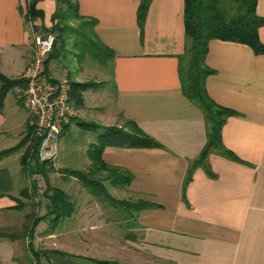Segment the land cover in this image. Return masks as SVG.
<instances>
[{"label":"crops","instance_id":"crops-1","mask_svg":"<svg viewBox=\"0 0 264 264\" xmlns=\"http://www.w3.org/2000/svg\"><path fill=\"white\" fill-rule=\"evenodd\" d=\"M139 1L78 0V5L81 15L96 19L98 39L113 51L111 104L107 113L103 111L107 115L103 125L130 119L163 146H108L102 153L107 165L131 175L128 186H117L118 190L129 200H144L150 206L133 213L122 236L115 223L121 225L105 210L76 208V249H82L85 238L80 234L86 231L101 235L97 241L92 236L93 250L113 248L123 259H137L136 264H264V54L239 42L209 41L205 61L213 73L206 78L207 92L217 104L235 111L221 128L222 143L231 155L210 153V171L196 167L184 187L188 166L206 142L203 114L183 95L178 73V56L185 47L184 0H151L141 35ZM37 6L43 19L28 22L26 0H0V72L7 77H22L32 58L34 37L42 25L51 24L55 0H41ZM255 11L264 18V0H256ZM258 36L264 43V24ZM89 91L83 93L84 105L77 111L88 108ZM19 96L20 88L10 90L0 111V151L23 136L28 113L14 115ZM72 123L59 139L58 151ZM87 150L85 146V154ZM20 156L18 151L0 160V228L23 222L26 211L20 215L21 210L14 208L17 200L24 199L19 194L21 182L35 187L38 194L45 189L40 174L19 180ZM10 157L17 160L13 171L7 166ZM41 204L50 206L43 197L39 215ZM46 226V221L36 225L34 245ZM26 242L0 238V264H33Z\"/></svg>","mask_w":264,"mask_h":264},{"label":"trees","instance_id":"trees-1","mask_svg":"<svg viewBox=\"0 0 264 264\" xmlns=\"http://www.w3.org/2000/svg\"><path fill=\"white\" fill-rule=\"evenodd\" d=\"M39 1L41 0H26L24 12L26 21L43 19V11L37 6ZM150 2L151 0L139 1L137 25L140 35ZM255 7L256 0H184L185 47L183 53L178 56L179 79L183 95L201 110L206 129V142L199 155L188 166L184 187L190 181L196 167L201 166L210 171L208 166L210 153L231 155L222 143L221 128L227 117L234 115L235 111L217 104L209 96L206 78L213 73V69L207 66L205 58L211 39L243 43L255 54H264V43L258 36V28L264 24V18L256 14ZM50 22L49 27L44 25L40 27L43 33L51 32L55 36L53 51L46 62L47 69L48 63L52 59H57L59 54L62 53L65 57L67 46L74 50L72 54L79 62L85 57H90L101 65L112 67L113 51L98 39L95 32L96 19L80 14L78 0H55V10ZM102 84L103 82L93 80L76 81L69 77V95L73 106L82 107L83 93L97 89ZM25 85L23 77L10 78L0 72V111L7 93L13 88L21 89ZM17 104L23 106L21 96L17 98ZM29 122L30 117L25 122L23 137L19 142L0 151V160L20 151V171L27 176L40 174L43 177L45 189L42 196L49 200L50 210L44 215L32 210L27 212L19 226L0 228V238L26 240L29 259L33 264H119L116 260L86 257L56 248L35 247L33 240L36 225L44 220L47 222L44 234L55 230L62 221L71 216L74 204L65 192L50 182L49 174L54 172V167L51 162L38 160L39 139L34 136L33 125ZM72 122L81 130L95 132L97 139L87 150L90 159L87 171L74 169L67 171L79 180L89 194L107 201L112 207L128 210L129 218L133 220L134 212L150 204L144 200H119L110 195L104 181L113 186H128L131 175L128 171L107 165L102 159L103 150L108 146L162 148V144L143 132L130 119H125L121 125H103L74 116ZM19 194L28 202L18 200L14 208L22 209L25 206L35 208L40 205L35 187L21 189Z\"/></svg>","mask_w":264,"mask_h":264},{"label":"rangeland","instance_id":"rangeland-1","mask_svg":"<svg viewBox=\"0 0 264 264\" xmlns=\"http://www.w3.org/2000/svg\"><path fill=\"white\" fill-rule=\"evenodd\" d=\"M41 34H43V32H41ZM73 51L74 50H72L70 46H67L65 57L61 53L57 59H52L48 63V71L51 75H57L62 71H66L68 76L74 80H93L96 82H103L102 86L88 92L86 96L88 108L81 112L77 111V108H75V116L77 118L103 124L102 120L107 116H103V111L107 113V111L110 110L111 104L109 101L112 96L110 92L112 86L111 69L109 65H101L98 62L92 60L90 57H85L81 62H79L77 57L72 54ZM12 106L14 105L12 104ZM93 106L101 107L102 109H95ZM23 107L24 109L19 106L18 112L14 115H26V113H28V117H30L29 112L27 111L24 104ZM71 127L72 128L68 137L64 138V140H62V142L59 144L57 157L51 162V164L54 167V178L52 184L67 194L70 201L74 204V211L71 216L62 221L60 226L55 228V230L50 231L47 234H44L43 232L38 240V244L35 245V247L44 249L56 248L66 252L69 250L70 252L72 251L73 254L81 253L85 255H91L92 253H97V259L116 260L119 262V264H136L137 259H123L122 254L119 253L121 251L115 252L113 248L107 249L103 252L96 249L93 250L92 248H94L96 244H94L92 236L94 237V240L97 241L100 239L101 235L88 234L86 231H84L82 235L80 234L82 238H85L84 242H80L79 248L82 249H76V223L74 216L76 208H83V206H87L88 208L94 206L96 209H100L103 212L105 210L106 215L108 214L111 219H114L121 225L119 226L115 223L121 236L124 234V228L129 225V221L131 219L129 218L128 210L121 207H112L107 201L102 200L99 197H88L87 190L82 186L79 180L74 175L69 174L67 171L69 169L87 171L90 165V159L88 155L85 154L84 148L85 146L89 147V143L91 141L95 142L97 139V134L95 132L81 130L75 122L72 123ZM7 166L11 171H13V169H15L17 166L16 158L10 157L7 162ZM19 175V180L21 181L22 179L27 178V175L21 171ZM20 184L21 186H19V191L24 188H29L27 182H21ZM104 184L107 186V189H110L111 195L116 199L129 200L127 193L123 192L122 190H118L117 186H112L107 181H104ZM42 198V194L37 195L38 201L41 202ZM87 199H90L91 201H87ZM19 201H25L26 203L28 202V200L25 198L19 199ZM46 201L47 200H43L42 203H45ZM41 205V214L44 215L50 210V206L48 209H46L45 205ZM18 210H21L18 212L20 215H22L24 211H26V213L30 212L31 210L39 212V206L35 208L25 206ZM42 224L38 226L37 230L42 228ZM110 237L114 238L115 241L117 239L116 235H111ZM111 244H114V242ZM86 247L88 248L86 249Z\"/></svg>","mask_w":264,"mask_h":264},{"label":"built area","instance_id":"built-area-1","mask_svg":"<svg viewBox=\"0 0 264 264\" xmlns=\"http://www.w3.org/2000/svg\"><path fill=\"white\" fill-rule=\"evenodd\" d=\"M54 39L51 32L34 37L32 58L22 73L26 85L20 89L34 136L39 139L40 162H52L57 157L59 139L76 114L70 100L67 72L51 75L46 67Z\"/></svg>","mask_w":264,"mask_h":264},{"label":"water","instance_id":"water-1","mask_svg":"<svg viewBox=\"0 0 264 264\" xmlns=\"http://www.w3.org/2000/svg\"><path fill=\"white\" fill-rule=\"evenodd\" d=\"M52 51H53V49H52Z\"/></svg>","mask_w":264,"mask_h":264}]
</instances>
